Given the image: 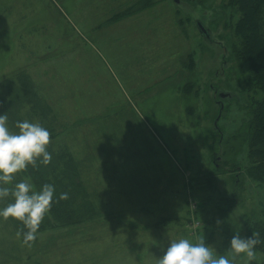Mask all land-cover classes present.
<instances>
[{
	"label": "rangeland",
	"instance_id": "rangeland-1",
	"mask_svg": "<svg viewBox=\"0 0 264 264\" xmlns=\"http://www.w3.org/2000/svg\"><path fill=\"white\" fill-rule=\"evenodd\" d=\"M140 1L0 0V84H18L24 71L48 99L56 125L66 128L54 143L85 162L102 212L39 232L29 244L0 218V264H157L172 240L201 236L231 257L232 237H247L243 215L264 220V185L241 180L240 171L222 168L204 193L191 181L215 173L209 146L216 117L224 136L255 95L247 93V65L245 85L234 69L239 14L227 17V0H149L135 11ZM220 92L239 95L224 104L226 112ZM139 168L149 186L129 179ZM255 255L251 264H264V251ZM246 260L241 254L234 264Z\"/></svg>",
	"mask_w": 264,
	"mask_h": 264
},
{
	"label": "trees",
	"instance_id": "trees-1",
	"mask_svg": "<svg viewBox=\"0 0 264 264\" xmlns=\"http://www.w3.org/2000/svg\"><path fill=\"white\" fill-rule=\"evenodd\" d=\"M227 1L232 8L230 15L227 12V17L231 18L233 14H239L238 21L234 27L240 37V45L233 50L234 69L238 68V78L245 85L247 76L243 72L244 65H247L250 75V81L247 83V93L254 92L255 95H247L248 102L244 108H239V110L245 111V117L241 121L233 122L231 125L232 129L229 128L231 131L227 134L223 136L224 129H222L223 131L220 129L218 121L221 118L219 115L216 117L217 122L212 124V144L209 149L212 160H215L212 169L216 174L206 171L204 172L205 177H202L203 174H201V176L196 175L191 179L192 182L196 183L200 192L203 193L213 190L215 178L225 174V172H222V168L229 169L227 171L230 174L240 171L239 174L243 176L242 179L240 177L241 180L251 179V181L264 185V0ZM148 2L149 0L137 2L136 5L141 4L135 11L149 6ZM131 13L132 9L126 11L121 18L129 16L128 14ZM25 73L21 71L16 75L18 84L10 83V81L0 84V115L7 117L6 123L11 132H17V121L26 120V117L30 122L33 119L38 120V123L43 126L46 123L45 128L50 132V143L47 150L51 153V161L45 165L40 162L41 158H37L35 165L29 164L24 170L16 173L17 175L13 177V184L9 185V187L14 186L15 183L21 180L33 184L37 190L45 183L54 185L55 192L52 207L42 219L37 234L65 225L90 221L101 216L102 212L93 198L94 191L90 188L83 174L86 169L85 162L76 159L66 147L55 145L54 140L66 131V128L60 129L56 125V116L52 106L43 95H39L38 91L37 94L32 82L28 81L29 79ZM242 96L245 99L244 92H242ZM255 96L257 97L255 98ZM233 100H237V98L233 97L219 101L220 106L221 104L223 105L225 112L227 106H224V104L227 105ZM25 105L31 107L28 115L22 114V109ZM223 115L222 113V118ZM232 146L234 148L233 153H227V147L230 149ZM218 161H221L222 167L218 166ZM186 165L191 166L187 160ZM139 170L141 172H136L137 175L134 177L129 176V179L132 182L139 183L140 187H145L143 183L147 182L146 184L148 185V179L147 181L144 180L142 168H139ZM229 178L232 184V176H229ZM235 182L237 184L238 181L236 180ZM61 193H67V198L59 199ZM12 199L11 196H9V200L7 197L6 205ZM228 202V206L221 207L222 213L226 212L232 205L231 201ZM218 212L220 213V210ZM243 216L246 222L247 237L256 233L260 243L255 246V249L264 251V220L258 222L253 220L249 214H244ZM8 221L14 226L15 233H18L23 240V232L27 231V229L22 222L11 217ZM199 221L203 225H212V222H214L207 220L206 217Z\"/></svg>",
	"mask_w": 264,
	"mask_h": 264
},
{
	"label": "clouds",
	"instance_id": "clouds-1",
	"mask_svg": "<svg viewBox=\"0 0 264 264\" xmlns=\"http://www.w3.org/2000/svg\"><path fill=\"white\" fill-rule=\"evenodd\" d=\"M7 117L0 115V200L11 196L13 199L0 207V218L10 217L22 222L27 231L23 232V242L29 244L36 239L37 230L45 214L52 207L55 188L45 183L37 190L33 184L19 181L9 187L14 175L24 170L27 165H35L37 158L47 165L51 153L47 150L50 143V132L38 122L29 120L17 121V132H11L6 123ZM67 193H61L59 199H66ZM260 243L257 234L242 238L236 234L230 242L233 254L218 255L207 246L204 237L192 243L189 238L174 239L157 264H234L235 258L243 254L245 264H251L256 258L255 246Z\"/></svg>",
	"mask_w": 264,
	"mask_h": 264
},
{
	"label": "water",
	"instance_id": "water-1",
	"mask_svg": "<svg viewBox=\"0 0 264 264\" xmlns=\"http://www.w3.org/2000/svg\"><path fill=\"white\" fill-rule=\"evenodd\" d=\"M197 26H198V29L201 31V34L206 37V38H210V32L208 30V28L204 25V23L200 20L197 21ZM220 97L222 99H225V98H231L232 95L228 92H221L220 93Z\"/></svg>",
	"mask_w": 264,
	"mask_h": 264
},
{
	"label": "flooded vegetation",
	"instance_id": "flooded-vegetation-1",
	"mask_svg": "<svg viewBox=\"0 0 264 264\" xmlns=\"http://www.w3.org/2000/svg\"><path fill=\"white\" fill-rule=\"evenodd\" d=\"M220 93H221V92H220ZM235 93H236V92H235ZM223 94H224V92H223ZM235 95H236V94H235ZM235 95L232 94V97H236V98H238L239 95H238V94H237V96H235ZM232 97H231V98H232ZM218 102H219V101H218ZM221 106H222V108H223V105H222V104H221Z\"/></svg>",
	"mask_w": 264,
	"mask_h": 264
},
{
	"label": "crops",
	"instance_id": "crops-1",
	"mask_svg": "<svg viewBox=\"0 0 264 264\" xmlns=\"http://www.w3.org/2000/svg\"><path fill=\"white\" fill-rule=\"evenodd\" d=\"M45 99L47 100V102L51 105V103L48 101V99L45 97ZM55 111H56V109H55Z\"/></svg>",
	"mask_w": 264,
	"mask_h": 264
}]
</instances>
